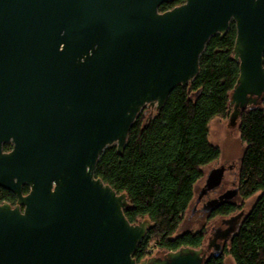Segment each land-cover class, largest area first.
Segmentation results:
<instances>
[{
  "label": "water",
  "instance_id": "obj_1",
  "mask_svg": "<svg viewBox=\"0 0 264 264\" xmlns=\"http://www.w3.org/2000/svg\"><path fill=\"white\" fill-rule=\"evenodd\" d=\"M171 2L0 0V187L18 199L0 205V264H205L238 230L244 212L207 247L138 263L154 225L132 224L127 194L95 176L107 148L124 154L145 108L160 111L195 80L208 42L231 23L239 79L230 124L263 106L264 0H186L159 11ZM225 172H210L200 196L219 190Z\"/></svg>",
  "mask_w": 264,
  "mask_h": 264
},
{
  "label": "trees",
  "instance_id": "obj_2",
  "mask_svg": "<svg viewBox=\"0 0 264 264\" xmlns=\"http://www.w3.org/2000/svg\"><path fill=\"white\" fill-rule=\"evenodd\" d=\"M185 3L186 0H172L159 11ZM236 37L234 23L224 37H213L201 56L195 80L189 86L177 87L160 111L152 113L145 108L130 130L124 154L119 155L116 146L109 147L96 165L97 178L119 194H127L128 220L137 224L149 219L154 225L134 255L138 263L154 253L164 255L204 246L206 229L178 233L193 204L196 185L204 178V169L221 157L220 148L210 142V125L215 119H230L233 111L230 96L239 79V64L233 59ZM263 106L242 112L238 120L245 145L237 167L238 182L205 206L211 219L220 217L224 221L242 212L244 216L223 252L208 256L205 264H225L226 255L235 264H264ZM4 148L8 151L11 146ZM230 191L237 195L221 199ZM28 192L25 187L24 193ZM253 198L257 200L246 212V203ZM16 203L17 197L0 187V205Z\"/></svg>",
  "mask_w": 264,
  "mask_h": 264
},
{
  "label": "rangeland",
  "instance_id": "obj_3",
  "mask_svg": "<svg viewBox=\"0 0 264 264\" xmlns=\"http://www.w3.org/2000/svg\"><path fill=\"white\" fill-rule=\"evenodd\" d=\"M264 109V106H263ZM210 142L219 147L221 151L220 159L213 163L212 165L206 167L204 169V178L196 185L195 188V198L193 201L192 206L190 207L189 211L184 217V221L179 229L178 234H183L187 232L196 233L202 229L207 230V238L205 240V247L209 245V241L207 240L214 239L215 235L217 234L218 230H226L227 226L223 224V219L217 217L215 219H211L208 216L203 217L200 213V210L203 204L208 201L209 198H214V193H210L209 196H205L204 198L200 196L201 191L204 189L206 180L210 172L215 169L223 167L224 164L229 165L236 163V166L233 170L237 167L239 169V160L243 157L245 152V145L242 143L240 138V133L238 130V125H231L229 119H215L212 121L210 125ZM238 165V166H237ZM233 178L227 172L224 177V181L222 186L225 187L222 193L232 190L233 187ZM238 182V180H237ZM220 191V190H219ZM210 200V199H209ZM257 198H253L246 203L245 211L249 212L252 207L254 206ZM199 201L200 204L198 203ZM221 243V241L217 242ZM223 243V242H222ZM227 244H225L226 246ZM214 252V248L211 249V252L208 256H211ZM154 256H158L157 253H154ZM225 264H235L232 258L228 255L225 256Z\"/></svg>",
  "mask_w": 264,
  "mask_h": 264
},
{
  "label": "flooded vegetation",
  "instance_id": "obj_4",
  "mask_svg": "<svg viewBox=\"0 0 264 264\" xmlns=\"http://www.w3.org/2000/svg\"><path fill=\"white\" fill-rule=\"evenodd\" d=\"M11 146V145H10ZM5 147V146H4ZM4 150H5V148H4ZM12 150V146H11V149L10 150H5L6 152H9V151H11ZM227 164H224L223 165V167H225L226 168V172H225V174L228 172L229 174H230V176L233 178V186H235V184H236V181H237V172H236V169L235 170H233L234 169V166H236V163H233V164H231V165H229L228 167L226 166ZM230 167H232L233 169L231 170V169H229ZM25 188V187H24ZM24 188H23V190H24ZM220 190V191H219ZM219 190H217L216 192H214V198H216L217 196H219L220 194H222V192H223V190H225V187L224 186H222ZM29 193V192H28ZM27 193V194H28ZM25 194V193H24ZM16 196V195H15ZM204 198V197H203ZM214 198H209L210 200H212V199H214ZM208 199V201H210ZM208 201H206L204 204H203V206H202V208H201V210H200V213L202 214V216L203 217H207V213H206V211H205V206H206V204H207V202ZM17 202H18V199H17ZM200 202H202V201H199L198 203L200 204ZM16 205H17V203H16ZM15 205V206H16ZM15 206H13V207H15ZM212 240V239H211ZM211 240H209L208 239V241L210 242ZM214 246V245H213Z\"/></svg>",
  "mask_w": 264,
  "mask_h": 264
}]
</instances>
